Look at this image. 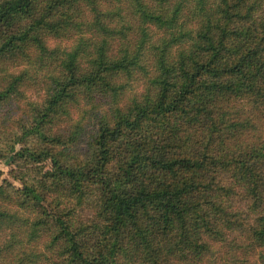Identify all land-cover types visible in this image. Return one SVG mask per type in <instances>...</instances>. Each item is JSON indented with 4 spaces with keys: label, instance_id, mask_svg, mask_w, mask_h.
<instances>
[{
    "label": "trees",
    "instance_id": "trees-1",
    "mask_svg": "<svg viewBox=\"0 0 264 264\" xmlns=\"http://www.w3.org/2000/svg\"><path fill=\"white\" fill-rule=\"evenodd\" d=\"M11 101L0 264H264V0H0Z\"/></svg>",
    "mask_w": 264,
    "mask_h": 264
},
{
    "label": "rangeland",
    "instance_id": "rangeland-1",
    "mask_svg": "<svg viewBox=\"0 0 264 264\" xmlns=\"http://www.w3.org/2000/svg\"><path fill=\"white\" fill-rule=\"evenodd\" d=\"M140 85L138 82L134 81L132 84H129L128 89L125 91V94L123 95V98L125 101L130 99L132 96H134L136 93H139L140 91ZM30 92H27V95ZM22 108L23 105L16 101H11L10 104L1 106L0 105V141L5 139V137L10 133L11 128H15V123L10 125L7 121L8 119L14 121L15 119H21L23 118L22 114ZM3 146V144H2ZM18 149V145L15 146V149ZM10 154L3 155L0 157V180L6 179L9 183L12 185L18 186L19 182L11 177L10 169H13L15 167L14 162L11 160ZM46 167L47 163L45 164Z\"/></svg>",
    "mask_w": 264,
    "mask_h": 264
}]
</instances>
